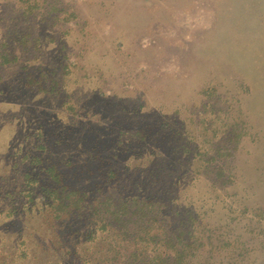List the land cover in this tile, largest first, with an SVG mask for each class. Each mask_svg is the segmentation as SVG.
I'll use <instances>...</instances> for the list:
<instances>
[{"label": "rangeland", "instance_id": "rangeland-1", "mask_svg": "<svg viewBox=\"0 0 264 264\" xmlns=\"http://www.w3.org/2000/svg\"><path fill=\"white\" fill-rule=\"evenodd\" d=\"M121 186L192 213L199 260L264 264V0H0V264H81L56 241L99 248Z\"/></svg>", "mask_w": 264, "mask_h": 264}, {"label": "trees", "instance_id": "trees-1", "mask_svg": "<svg viewBox=\"0 0 264 264\" xmlns=\"http://www.w3.org/2000/svg\"><path fill=\"white\" fill-rule=\"evenodd\" d=\"M154 155L150 154L149 162L153 161ZM52 170L48 167L49 172ZM61 182L62 176H58L53 187L49 188L54 196V212H65L71 217L79 215L87 193L61 187ZM102 197L95 226L89 230L91 238L98 235L99 248L79 251L77 244L84 243L79 239L81 236H74L72 231L69 236L64 234L66 238L61 243L56 241L60 248L66 240L71 243L67 250H56L59 258L72 257L81 264H208V260L198 259L201 254L199 242L208 239V235L198 231L199 226L192 213L187 212L183 216L177 215L176 210L171 213L166 197H160L157 192L146 193L145 190L132 194L125 186L113 192L104 191ZM59 219L62 218H54L55 221ZM66 223L70 227V222Z\"/></svg>", "mask_w": 264, "mask_h": 264}]
</instances>
